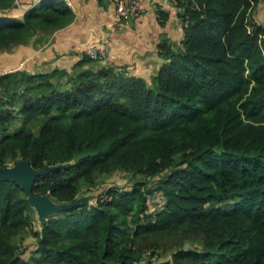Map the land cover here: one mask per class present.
I'll list each match as a JSON object with an SVG mask.
<instances>
[{
	"label": "trees",
	"instance_id": "obj_1",
	"mask_svg": "<svg viewBox=\"0 0 264 264\" xmlns=\"http://www.w3.org/2000/svg\"><path fill=\"white\" fill-rule=\"evenodd\" d=\"M175 2L184 37L159 43L150 80L88 53L72 70L0 75V167L72 161L34 183L58 202L89 194L103 174H132L43 229L27 192L0 180V264H169L153 259L162 251L170 264H264V23L251 18L264 0ZM15 6L0 0L3 13ZM74 18L65 0L5 13L0 51ZM18 114L26 120L10 133ZM29 229L36 247L25 257Z\"/></svg>",
	"mask_w": 264,
	"mask_h": 264
},
{
	"label": "crops",
	"instance_id": "obj_2",
	"mask_svg": "<svg viewBox=\"0 0 264 264\" xmlns=\"http://www.w3.org/2000/svg\"><path fill=\"white\" fill-rule=\"evenodd\" d=\"M48 1L20 0V5L5 13L23 18L26 11ZM72 1L75 18L70 24L52 33H35L29 42L0 51V75L20 70H72L89 47L107 40L111 45L109 65L150 80L164 62L159 43H179L184 37L175 0H139L143 11L125 18L117 16L112 0ZM162 10L168 12L164 23ZM5 13L0 10V16Z\"/></svg>",
	"mask_w": 264,
	"mask_h": 264
},
{
	"label": "water",
	"instance_id": "obj_3",
	"mask_svg": "<svg viewBox=\"0 0 264 264\" xmlns=\"http://www.w3.org/2000/svg\"><path fill=\"white\" fill-rule=\"evenodd\" d=\"M72 161L56 165H46L35 169L28 159H19L12 164L0 167V180L14 181L19 184L28 194V200L36 209L40 226L43 229L50 215L56 214L68 208L82 206L97 201L100 193H89L79 196L72 202H58L49 193H35L33 190L37 177L48 174L56 169L65 168Z\"/></svg>",
	"mask_w": 264,
	"mask_h": 264
},
{
	"label": "rangeland",
	"instance_id": "obj_4",
	"mask_svg": "<svg viewBox=\"0 0 264 264\" xmlns=\"http://www.w3.org/2000/svg\"><path fill=\"white\" fill-rule=\"evenodd\" d=\"M251 18L254 21H257L259 23H264V4L260 3L258 4L255 9L252 12ZM26 118L22 114H18L16 123H14L11 127L9 132L14 133L16 132L25 122ZM139 177L140 175H136ZM131 177L132 174L130 172L124 171V170H115L112 173L109 174H103L99 176L98 183L95 187L92 188L91 192L88 191V193H100L101 190H104L108 188L109 186H118V187H123V186H128L131 184ZM86 190H84L85 192ZM159 201V202H158ZM155 202L162 203V195L158 193L155 197L151 198V208L153 209L155 206ZM40 225L39 219L35 218V229H37ZM195 244H198L195 242ZM21 246L23 249H25V252L23 255L25 257H28L30 255V251L36 247V238L32 234V230L29 229L23 234V239L21 240ZM162 256H154L153 259L159 261H170L172 259V253L170 251H162ZM169 262V264H170ZM146 264V262H144ZM172 264V263H171Z\"/></svg>",
	"mask_w": 264,
	"mask_h": 264
},
{
	"label": "built area",
	"instance_id": "obj_5",
	"mask_svg": "<svg viewBox=\"0 0 264 264\" xmlns=\"http://www.w3.org/2000/svg\"><path fill=\"white\" fill-rule=\"evenodd\" d=\"M70 6H72V0H65ZM116 10V14L119 18L132 17L143 11V5L139 0H112ZM16 5H20V0H15ZM178 11H181L182 7H177ZM182 24L187 25L188 21H182ZM87 53L101 61L103 64H109L111 55V45L107 40L95 44L87 49ZM7 93L4 89L0 88V105L6 98Z\"/></svg>",
	"mask_w": 264,
	"mask_h": 264
}]
</instances>
